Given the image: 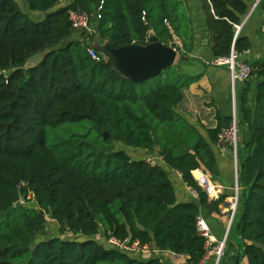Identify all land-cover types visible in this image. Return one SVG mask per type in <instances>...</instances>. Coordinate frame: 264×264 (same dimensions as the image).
I'll use <instances>...</instances> for the list:
<instances>
[{"label":"trees","instance_id":"16d2710c","mask_svg":"<svg viewBox=\"0 0 264 264\" xmlns=\"http://www.w3.org/2000/svg\"><path fill=\"white\" fill-rule=\"evenodd\" d=\"M23 1L27 14L15 0H0V264H164L159 252L199 264L205 248L196 220L201 210L218 213L225 197L209 199L195 178L197 170L217 176L210 144L230 117L216 119L207 141L176 110L182 89L199 76L175 71L143 93L139 83L86 52L93 37L121 48L144 45L153 34L187 55L192 27L185 0H64L69 3L61 7L58 0ZM198 1L214 59L250 49L241 31L235 37V26L248 15L251 0ZM258 4L264 7V0ZM99 7L100 19H92L95 34L62 46L74 33L68 11L91 15ZM29 13L44 16L33 21ZM39 53L41 60L25 68ZM249 65L245 83L254 82L255 92L249 99L246 89L237 107L238 128L245 126L248 134L239 140L232 226L247 264H264V58ZM115 142L156 151L197 200L178 203L161 166L132 159ZM29 195L35 209L15 207ZM47 215L58 236L34 245ZM99 233L101 242L95 240ZM110 236L138 240L158 253L135 259L110 247Z\"/></svg>","mask_w":264,"mask_h":264},{"label":"crops","instance_id":"0c3cea01","mask_svg":"<svg viewBox=\"0 0 264 264\" xmlns=\"http://www.w3.org/2000/svg\"><path fill=\"white\" fill-rule=\"evenodd\" d=\"M190 11V22L192 27V49L184 55L182 49L177 50L178 55L173 64L175 71L184 78H195L199 76L198 80L182 89L183 99L177 107V113L182 116L189 124H191L200 135L208 141L207 129H212L217 125L218 117H230L232 112V90L228 70L225 66H217L213 64L214 58L211 54L210 35L205 24V16L202 6L198 0H185ZM257 0H251L249 3V13L243 19L244 24L251 23L250 32L244 33L241 28V35L246 37L250 44V49L239 55V60L245 63H252L254 61L264 58L262 56V47L259 43L253 44L251 38L255 40L262 37L264 34V7L256 4ZM69 1L59 3L57 7L67 5ZM44 14L29 13L30 18H36L37 21L43 19ZM172 33V31H171ZM259 36H258V35ZM94 35V34H93ZM88 34L75 32L62 42V46L70 41H82ZM173 42L180 46L179 40L172 35ZM94 42H100L97 37H93ZM171 46V45H169ZM172 47V46H171ZM255 54V56L253 55ZM102 56V55H101ZM104 61V58H103ZM247 89L248 98H252L255 92V83H241L235 84V98L237 107H240L242 102V95ZM240 118V115H239ZM240 139L247 138V129L245 126L240 127ZM215 144H210L212 152L215 157L217 176L211 178L213 192L209 195V199L216 200L220 196H224V203L219 207L218 213L207 214L203 210L200 216L204 219L212 237L216 241H221L229 226V205L232 197V188L234 185V162L231 153L219 152ZM132 159H146L150 157L159 158L156 151L152 154L140 149L132 150ZM163 170L167 173L169 180L174 188L176 200L178 203L195 202L197 199L190 193V188L186 187L182 182L181 176L178 172L167 168L164 163H160ZM200 172V170H197ZM198 176V175H197ZM196 176V178H197ZM233 225L226 236L223 255L219 264H247L246 258L242 255L239 247L240 240L236 234ZM103 235L99 233L95 236L97 242H101ZM151 247V246H150ZM159 256L164 264H186L184 256H177L169 252H159ZM135 259L145 260L146 257L142 255H133ZM203 264H215V257H207Z\"/></svg>","mask_w":264,"mask_h":264},{"label":"built area","instance_id":"2783aa9c","mask_svg":"<svg viewBox=\"0 0 264 264\" xmlns=\"http://www.w3.org/2000/svg\"><path fill=\"white\" fill-rule=\"evenodd\" d=\"M260 0H257L256 4L259 3ZM59 3H62L63 0H58ZM100 7L96 10L95 14L89 15L86 12L81 11H68V21L71 25L72 30L77 32H82L84 34L93 35L96 30L91 28L92 19L95 20L100 19L99 11ZM243 23L239 26H235L236 35L240 33ZM148 40L146 41V43ZM87 55L94 60L95 62H100L103 60V57L96 52L92 46L87 47L86 49ZM213 64L217 66H225L228 70L231 82V90H232V112L230 116V122L227 127H223L217 134V139L215 142V148L222 153L229 152L233 157L234 162V185H233V195L231 197L230 205H229V226L227 232L232 226V222L236 213L237 203H238V195H239V186H238V147H239V139H238V113H237V104L235 98V84L237 82L245 83L248 81L251 75V68L248 63L239 60V54L234 52L231 49V52L228 57L225 58H215ZM162 159L159 158H146L145 163L150 166H158L162 163ZM199 185L205 190V192L210 195L209 186L212 187V183L207 176H202L200 179H196ZM190 193L194 198L197 197L196 193L190 190ZM22 199V198H21ZM196 226L198 233L204 238V248L205 255L202 261L199 264H203L207 257L213 256L215 257V264H219L222 255L223 249L225 246V240L228 233H226L225 237L221 241H216L208 229L204 219L199 216L196 220ZM107 244L117 249L121 252L132 253L142 256H150L156 255L158 253L157 250H153L148 245L141 244L138 240L131 241L129 239L119 240L112 236L108 237Z\"/></svg>","mask_w":264,"mask_h":264},{"label":"water","instance_id":"95a60500","mask_svg":"<svg viewBox=\"0 0 264 264\" xmlns=\"http://www.w3.org/2000/svg\"><path fill=\"white\" fill-rule=\"evenodd\" d=\"M91 46L102 55L107 67L133 83H143L158 76L173 66L178 55L177 49L164 46L153 34L144 45L133 43L114 48L110 41H105L94 42ZM104 138L108 135L104 134Z\"/></svg>","mask_w":264,"mask_h":264},{"label":"rangeland","instance_id":"374dc122","mask_svg":"<svg viewBox=\"0 0 264 264\" xmlns=\"http://www.w3.org/2000/svg\"><path fill=\"white\" fill-rule=\"evenodd\" d=\"M15 1L18 3V6L21 8V10H23V12L27 14L28 11H27V8L25 7V2L23 0H15ZM34 14H39V13H34ZM31 20L37 21V19L34 18V17L31 18ZM246 22L247 21H245V23L243 24L242 29H243L244 33H249L250 32L251 23L247 24ZM95 26H96L95 21H92L91 28L95 29ZM73 32L75 33L76 31L73 30ZM251 40H252L254 45L257 44V42L259 43V47L263 48L262 49V51H263L262 56H264V34H263L262 37H258L256 40L254 38H251ZM253 55L255 56V54H253ZM41 57H42L41 53L34 55L31 59H29L27 61L25 68H29V67L35 66L41 60ZM174 72H175V68L173 66H171L167 70H164L160 75H158V76H156V77H154V78H152V79H150V80H148L146 82L139 83L138 86H139L140 91L143 92V93H146L149 90H151L153 88H156L161 83H164L168 78H171L172 75H174ZM239 129H240V127L238 128V136H239L238 139H240V134H241ZM114 146H115L116 149L124 150L126 153H128L132 157L134 156L133 153H132V150H133L132 148L123 146V145H121L119 143H116V142L114 143ZM153 158H156V157H153ZM198 173L201 176H207V174H204L201 171L198 172ZM15 207L16 208L27 207V208H30V209H35L36 206H35V203H34V201L32 199V196L29 195V196H26L25 198L20 199L17 202V204L15 205ZM46 218L47 219H46L45 231L42 234H39V235L36 236L34 245L36 243H38L39 241L47 240L49 238L58 236L57 224L53 220L50 219L49 215H47ZM64 236H66V235H63V237Z\"/></svg>","mask_w":264,"mask_h":264},{"label":"bare ground","instance_id":"6f19581e","mask_svg":"<svg viewBox=\"0 0 264 264\" xmlns=\"http://www.w3.org/2000/svg\"><path fill=\"white\" fill-rule=\"evenodd\" d=\"M202 176L199 174L196 179H200ZM210 194L213 192V187L209 186Z\"/></svg>","mask_w":264,"mask_h":264}]
</instances>
